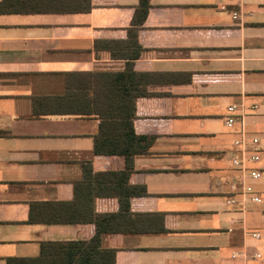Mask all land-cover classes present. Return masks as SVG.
Wrapping results in <instances>:
<instances>
[{
    "label": "crops",
    "instance_id": "obj_1",
    "mask_svg": "<svg viewBox=\"0 0 264 264\" xmlns=\"http://www.w3.org/2000/svg\"><path fill=\"white\" fill-rule=\"evenodd\" d=\"M149 3L139 25L140 0H0V264L95 235L89 221L29 222L30 205L76 202L90 171L94 191L117 185L101 173L124 170L125 157L94 144L100 117L120 113L105 84L129 64L144 139L128 185L146 189L130 211L159 232L106 233L102 247L116 250L115 264H264V0ZM90 97L92 116L65 112ZM242 133L259 139L248 144L258 178L232 164ZM90 206L120 210L113 194Z\"/></svg>",
    "mask_w": 264,
    "mask_h": 264
},
{
    "label": "trees",
    "instance_id": "obj_2",
    "mask_svg": "<svg viewBox=\"0 0 264 264\" xmlns=\"http://www.w3.org/2000/svg\"><path fill=\"white\" fill-rule=\"evenodd\" d=\"M149 0H140L137 8L136 22L142 24L149 10ZM138 26V25H137ZM136 34H132L135 36ZM136 45V46H135ZM136 49L139 45L134 41ZM138 50L131 54L130 58L138 56ZM131 64H129L130 66ZM126 72L117 73L113 76L114 82L107 83L103 95L116 97L120 103V113L114 116H101L99 131L95 135L94 152L96 154L123 155L126 159V167L122 171L104 172L101 177L112 182L117 180L114 187L93 190L92 172L89 180L84 181L79 189L76 187V202H83L85 213L75 214L76 202H32L30 205L29 222L33 223H73L82 220L89 221L96 225V233L88 241L43 243L41 256L34 258H9L7 264H115L116 250L104 248L101 245L102 235L106 233H156L159 230H151L145 227V216L143 214L133 215L130 211V198L133 196L146 195L144 186L128 185L132 174L133 158L141 153L136 150V144L144 137L139 136L134 128L136 117L137 96L135 92V75L132 68ZM112 75V74H109ZM122 82H120V80ZM109 81V80H107ZM110 84V85H107ZM75 99V98H73ZM70 106L65 112L92 116V97ZM37 109V105H34ZM37 111V110H36ZM47 112V111H45ZM50 112V111H49ZM53 112V111H52ZM88 183V185H85ZM113 194L118 197L120 210L118 213L99 214L94 213L90 203L96 195Z\"/></svg>",
    "mask_w": 264,
    "mask_h": 264
},
{
    "label": "built area",
    "instance_id": "obj_3",
    "mask_svg": "<svg viewBox=\"0 0 264 264\" xmlns=\"http://www.w3.org/2000/svg\"><path fill=\"white\" fill-rule=\"evenodd\" d=\"M235 110V106H229L228 111L229 115L226 117V125L231 127L235 122L236 118L233 116V111ZM259 139L257 137L249 138L245 133H242L239 137L234 140V146L237 150L236 155L232 158V164L235 168L241 171L242 177L248 178H258L261 176V171L255 168H249V163H256L258 162L260 155L258 151H250L248 144L255 146L258 144ZM237 186L234 185V189ZM243 192H250L251 187H245L244 185L241 187ZM253 201H259V196H253L251 198ZM227 202L229 204L235 203L236 200L233 197H229ZM254 236H257V233H253Z\"/></svg>",
    "mask_w": 264,
    "mask_h": 264
}]
</instances>
